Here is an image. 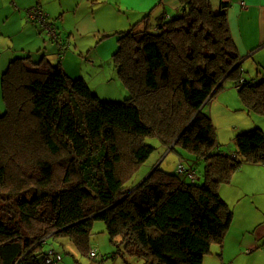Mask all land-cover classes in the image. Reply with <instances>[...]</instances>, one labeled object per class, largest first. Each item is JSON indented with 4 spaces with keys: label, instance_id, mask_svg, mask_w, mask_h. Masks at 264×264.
<instances>
[{
    "label": "trees",
    "instance_id": "obj_1",
    "mask_svg": "<svg viewBox=\"0 0 264 264\" xmlns=\"http://www.w3.org/2000/svg\"><path fill=\"white\" fill-rule=\"evenodd\" d=\"M149 17L118 33L122 102L101 100L43 55L15 57L4 71L0 264H59L62 249L50 239H69L87 254L94 221L120 244L113 258L146 264H203L224 242L234 213L218 188L244 164L264 165V132L238 134L237 152L228 153L204 109L232 82L248 112L264 117V79L244 77L226 13L211 0H182L177 15ZM122 137L133 142L129 161ZM149 137L168 147L180 137L175 147L205 162V182L158 167L128 185L154 151Z\"/></svg>",
    "mask_w": 264,
    "mask_h": 264
},
{
    "label": "crops",
    "instance_id": "obj_2",
    "mask_svg": "<svg viewBox=\"0 0 264 264\" xmlns=\"http://www.w3.org/2000/svg\"><path fill=\"white\" fill-rule=\"evenodd\" d=\"M100 2L101 0H0V113L5 110L1 89L2 75L11 60L16 56L36 59L43 55L53 65L60 64L67 74H71L68 59L70 57L73 61L75 56L68 49L74 46L82 53L86 45L81 46L79 40L91 36L97 38V32L100 31H97L96 6ZM211 3L214 11L224 10L226 13L231 36L242 58L244 77L257 81L264 79V0H211ZM36 5H40L56 25L63 49L46 36L36 23L28 21V12ZM161 5L172 7L177 12L181 9L182 0H159L143 14V18L149 15V21L152 22L155 8ZM110 9L114 10L113 16L120 13L111 6ZM161 15L164 18L171 17L167 11ZM126 23L127 21L120 25ZM52 46L53 50L56 48V53ZM208 105L212 123L226 133L218 138L216 136L222 149L226 144L235 145L236 136L244 131L259 128L264 132V117L248 112L232 82H226ZM226 152L235 154L236 145ZM179 162L178 165H184L182 161ZM185 168L196 171L192 167ZM170 172L177 173V170L175 168ZM218 192L232 209L234 216L224 242L222 245L211 246L203 264H264V165L244 164L229 183L218 188ZM60 243L59 246L63 248L70 249L72 245L78 250L69 239H61ZM66 244L68 247H65ZM91 246H88L89 251H96L98 254L96 260L89 256L94 264H104L107 260L102 259L100 249ZM135 263L146 264L142 260Z\"/></svg>",
    "mask_w": 264,
    "mask_h": 264
},
{
    "label": "rangeland",
    "instance_id": "obj_3",
    "mask_svg": "<svg viewBox=\"0 0 264 264\" xmlns=\"http://www.w3.org/2000/svg\"><path fill=\"white\" fill-rule=\"evenodd\" d=\"M157 1L159 0H101V4L96 6L98 9L96 14L98 25L97 31L99 30L100 32H97V38L91 36V38L79 40L81 46L82 44L86 45L82 49V53L74 46L68 49L70 54L75 56L73 61L70 57L68 59V61H70L69 65L71 73L68 75L71 77H82L101 100L122 102L128 99V90L120 79L116 64L113 60L114 51L118 49L117 32L125 31L129 29L130 26L138 23L143 18V14L147 12L150 7L156 4ZM110 6L115 8L116 11H119L120 13L118 15L114 14L113 16L112 12H114V10L110 9ZM166 11L170 16L178 14V11L176 12V10L172 7H164L163 5L158 6L153 12L152 23L156 21L155 19L162 17L161 14ZM125 21H127L125 25H120ZM59 24L61 25V22ZM53 52L56 53V48ZM204 112L210 116L208 104L205 106ZM238 125H240V123H238ZM213 126L215 127V135L217 138L219 135H226V133H224L225 130L222 128L220 130V128H218L214 123ZM145 142L146 144L154 147V151L148 160L140 167L138 172L133 176L128 185L131 186L134 183L142 182L154 168L159 167L161 170L167 172L173 171L175 168L177 170L178 164L180 163L179 161H182L187 168L192 167L196 170L197 177H199L197 183L203 184L205 182V162L199 159L197 155L181 149L180 147H168L157 137L146 138ZM132 144V140L124 137L120 138L118 142L119 150L128 161L130 158V147ZM234 146V144L231 146L226 144L223 146V150L229 151L231 148H234ZM183 176L185 177V175ZM116 241L119 243L120 239H116ZM49 242H51V245L49 246H52L55 249H62L61 253L63 261L59 262V264H94V261L88 254H84L76 250L72 245H70V249L59 246V244H61L60 239H50ZM89 245H92L91 247H95L98 250L100 249V255L102 257L104 256L105 260H107L104 264H136L135 262L139 260L131 257H125V259L119 254L114 258L112 257V254L118 251V246H121L120 244L114 245L111 242L107 226L102 221H94L89 236ZM49 246L46 248H49ZM65 247H68V244H66Z\"/></svg>",
    "mask_w": 264,
    "mask_h": 264
},
{
    "label": "built area",
    "instance_id": "obj_4",
    "mask_svg": "<svg viewBox=\"0 0 264 264\" xmlns=\"http://www.w3.org/2000/svg\"><path fill=\"white\" fill-rule=\"evenodd\" d=\"M28 21L32 23H36L41 30L48 36L51 40L60 43V39L58 36L57 27L55 24L49 19L46 12L43 10V8L40 5H36L33 8H31L28 12ZM177 173L181 175H186L187 178L191 182H195L197 180V174L194 170H188L185 168L184 165L180 164L177 167ZM89 256L96 260L98 258V254L96 251H91L89 253ZM57 261L61 260L60 256L56 257ZM51 262V261H48Z\"/></svg>",
    "mask_w": 264,
    "mask_h": 264
},
{
    "label": "water",
    "instance_id": "obj_5",
    "mask_svg": "<svg viewBox=\"0 0 264 264\" xmlns=\"http://www.w3.org/2000/svg\"><path fill=\"white\" fill-rule=\"evenodd\" d=\"M239 65H242V63H240ZM239 65H238V66H239ZM226 78H227V77H225V78L222 80V82L220 83V85L223 84V82L226 80ZM218 87H219V86H218ZM218 87L216 88V90L218 89ZM216 90H215V91H216ZM204 106H205V105H204ZM204 106L201 108V110L204 108ZM201 110H200V111H201ZM179 138H180V137H179ZM179 138H178V140H179ZM178 140H176V141L174 142V144L172 145V147H174V146L176 145V143H177ZM155 169H156V168H154L153 171H154ZM153 171H152V172H153ZM152 172H151V173H150V174H149V175H148V176H147V177H146V178H145V179H144L139 185H141V184H142V183H143V182H144V181H145V180H146V179L152 174Z\"/></svg>",
    "mask_w": 264,
    "mask_h": 264
}]
</instances>
